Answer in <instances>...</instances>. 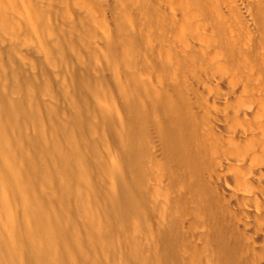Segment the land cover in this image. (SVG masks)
<instances>
[{"label": "rangeland", "instance_id": "obj_1", "mask_svg": "<svg viewBox=\"0 0 264 264\" xmlns=\"http://www.w3.org/2000/svg\"><path fill=\"white\" fill-rule=\"evenodd\" d=\"M0 3L3 11L1 20L8 23L7 27L0 23V120H4L1 114L5 104L21 103L31 112L28 117L21 118L17 125L9 126V134L3 139V145L11 148L18 156L20 166H26L27 158L30 156L37 155L42 158L44 145L51 146L57 155L55 160L43 166L41 176L35 180L37 192L44 191L51 199L52 219L56 225L62 227L59 238L54 240L56 256L61 257V252L65 250V264H166L167 244L163 240L164 231L158 226L161 211L158 201L153 198L156 192L154 183L156 175L161 177L165 168L166 174L163 173V177L168 186L164 185L163 188L166 187L164 190H168L172 203L171 207L168 209L163 207L162 210L166 211V217L170 214L169 220L165 217V220H168L166 225L170 222L169 226L178 229L177 233L180 234L178 244L183 247L180 263L215 264L213 261L219 259V264H253V261L259 264L256 263L259 257L255 252L260 249L261 243L264 244L262 240L264 237L258 238L262 234L259 228L264 229V222L263 226L257 225L258 229L257 226L256 228L253 226L254 229L251 220L244 219L246 227L243 232L247 229L246 235L250 234L252 237V232L255 234L253 237L258 238L257 246L254 243L251 247L252 252V249H245L244 244L238 239L240 231L238 235L236 229L232 231L228 229L226 232L227 227H230L229 217L222 213L225 218L219 216L222 223L219 220L212 223L206 214L204 218L203 213L200 214L199 211L198 198L196 200L197 196L193 195L195 193L190 187L192 184L184 183L180 171L173 170L177 173L173 174L172 170L167 169L168 164L163 163L166 157L162 158L164 147L159 138L154 140L156 143L152 142L153 148L150 143L148 159L152 162L148 161L150 163L143 174L135 167L131 150L133 128L136 126L131 117L132 103L138 99L140 110H144L146 114L150 112L151 104L150 99L148 100L142 92L143 66L138 74V93L134 90L135 76L127 60L129 53L124 52L130 47L127 38L130 34V26L126 22L128 17L121 16L119 11L116 12L109 7L111 10L106 8L104 14L108 19V25L97 27L93 22L87 24L81 0H0ZM252 11L256 27L253 26L262 37L264 10L260 6L259 8L255 6ZM88 29L93 31L95 37L93 41L87 38ZM135 33L138 37L136 46L143 50L142 60L150 63L149 65L145 63L147 67H152L147 69L152 73L146 75H150L148 77L152 79L155 68L160 69V65L163 66L165 62L164 59L163 62L160 60L163 58L162 55L158 56L161 46L158 43L145 42L137 29ZM261 41L264 42V36ZM145 47L152 50L151 54H148L149 48L144 51ZM260 74L262 82L264 70ZM181 77L179 84L171 88L174 95L171 93L170 102L190 109L196 118H202L203 111L196 98L202 86L200 75L190 72L182 74ZM262 86L264 87L263 84ZM153 113L154 109L152 117L155 118ZM78 119L83 125L77 129L73 124ZM182 133L181 131V135ZM39 139L42 145L37 147ZM154 145H157V148ZM73 149L81 150L84 159L80 165L76 163L70 166V172L65 173V164L61 162L59 156L68 154ZM198 153L205 161L207 151L203 149V152L199 150ZM159 164L160 170L157 168ZM0 167L5 175H12L8 166L1 163ZM167 171L173 175L170 177ZM180 186L185 188L182 187L180 190ZM70 187L72 190L68 189ZM186 188H189L190 192ZM125 190H131L138 195L139 210L136 213L130 210H127L128 212L125 210V213L120 208ZM179 197L181 201L174 204L173 201L177 202ZM18 201L21 200H17L21 205L22 201ZM19 204L15 207L18 209L16 215L20 214L18 219L23 221L25 227L29 222V228L23 227L25 229L23 232L20 230L23 229L21 227L23 225L20 224L19 228L21 234L24 233L21 237L26 247L25 251H22L25 256H22L26 260L31 253V256L33 254V257L37 258V243L31 240L29 235L33 215L29 210L30 214H27L25 205L22 204L23 207L22 205L20 207ZM20 216L22 217L19 218ZM25 219L30 221L26 222ZM248 222L251 225L247 224ZM207 223H212L210 224L212 228H209ZM202 224L204 230H201ZM208 229L213 232L210 231L212 235H224L228 247L226 248L228 250L231 248L229 252L233 254L232 257L224 258L227 254L223 257V253L218 249L213 253L206 251L205 246H209L210 243L213 245V239L206 242L204 238ZM103 230L109 234V240L105 243L99 238ZM201 231L206 232L202 234ZM261 247L264 248V245ZM249 251L254 254L251 262L252 254ZM207 254L209 256L213 254L209 261ZM36 258L34 259L37 260ZM25 260L22 262L25 263ZM35 262L32 264H37Z\"/></svg>", "mask_w": 264, "mask_h": 264}, {"label": "bare ground", "instance_id": "obj_2", "mask_svg": "<svg viewBox=\"0 0 264 264\" xmlns=\"http://www.w3.org/2000/svg\"><path fill=\"white\" fill-rule=\"evenodd\" d=\"M81 3L86 13L87 24L93 22L97 27L108 25V19L104 14L106 8L109 7L116 12L119 11L121 16L128 17L126 22L130 26V34L127 38L130 41V47L126 48L124 52L129 53L126 54L129 55L127 60L135 76L134 90L138 93V74L139 69L143 66L142 92L148 100L150 99L151 104L150 112L146 114L144 110H140L138 99L132 103L131 117L136 126L133 128L131 150L138 172L143 174L149 163L152 162L148 159L150 143L159 138L162 142L159 144L164 147V156H162L163 154L161 156L162 158L166 157L164 160L167 159L163 160V163H167L168 168H166L172 172L176 169L178 172L180 171L181 176H178L184 183L192 184L190 187L195 193L193 195L197 196L196 200L198 198L200 214L202 212L203 215H208L207 218H211L212 223L219 220L222 213L229 217L231 219L230 227H227L226 232L228 229H231L230 231L236 229L238 235L240 231L241 235L239 234L238 239L244 244L245 249H252V245L258 241L257 239L264 237L262 228H259L262 234L257 239L253 237L255 234L252 232V237L249 236L250 231L249 235H246L247 229L243 232L246 227L244 219L247 221L250 219L252 227L255 226V228L264 222V87L262 86L264 78L262 82L260 81V77H262L260 73L264 70V42L261 41L264 34L261 37L260 32L254 28L252 9L255 6L258 8L260 6L264 10V0H81ZM109 10L111 9L109 8ZM2 13L0 5V23L7 27L8 23L1 20ZM97 13L98 15H96ZM136 29L145 42L158 43L161 46L158 56L162 55L163 58L160 60L164 59L165 62L163 66L160 63V69L157 67L156 70L154 69L155 73L152 75V79L148 77L150 75H146L152 72L147 71L150 66L147 67L145 63L148 61L142 60L143 50L136 46L138 41ZM86 33L87 38L93 41L95 38L93 31L88 29ZM145 48L144 51L149 47ZM151 52L152 50L149 48L148 54ZM124 58L126 59V56ZM160 60L158 61L160 62ZM158 61L156 60V62ZM150 68L152 69V67ZM190 72H195L201 77L202 86H200V92L196 94V98L203 111L202 118H196L190 109L170 102L172 101L170 100L171 88L179 84L182 74ZM172 94L174 95V93ZM146 97L144 96L145 100ZM152 109H154L153 116L156 120L152 117ZM29 115L31 112L21 103L5 104L2 108L1 118L4 120H0V166L1 163L8 166L12 175H5L0 167V264H32L35 261L37 264H65V250L61 252V257L56 256L57 250H55L54 244L62 227L56 225L52 219L49 195L44 191L43 193L42 191L37 192L35 182L41 176L43 166L56 159V153L53 152L51 146L44 145L42 158L37 155L30 156L27 158V165L20 166L21 162L18 156L11 148H6L3 145V139L9 134V126L17 125L21 118ZM73 125L78 129L83 123L78 119ZM154 142L156 143V141ZM41 145L39 139L36 146L40 147ZM154 147L157 148V145ZM203 149L207 151L205 161L198 153L199 150L203 152ZM59 159L65 164L64 172L68 173L70 166L76 163L80 165L84 158L81 150L73 149L68 154L60 155ZM159 167L160 164L157 167L158 170L161 169ZM164 170L166 171V169H163V173ZM163 173L161 177L156 175L154 182L156 192L153 194V198L158 201L161 211L158 226L160 230L164 231L163 240L167 244L166 264H181L180 257L183 247L178 244L180 234L177 233L178 229L176 231L175 227L169 226L170 222L169 225H166L170 214L166 217V211L162 210L163 207L167 209L169 206L171 207L172 203L169 198L171 196H168L167 193L168 190H164L168 183H165L163 176L166 173ZM175 173L173 172V174ZM171 174L169 173L170 177L173 175ZM164 185H166L165 188H163ZM172 186L174 187L173 183ZM187 186L189 185L187 184ZM182 187L180 186L179 189L182 190ZM68 189L72 190L71 187ZM171 190L173 191L172 188ZM188 191L190 192V189ZM123 198L121 210L124 212L130 210L135 213L139 210L138 195L136 196L131 190H125ZM17 200H21L22 202H18L25 205L27 214L30 212L33 215L29 235L31 240L37 243V258L33 257V254L31 256V253H27L29 257H26V260L23 259L22 251L26 247L21 237V235L24 236V233L21 234V232L25 230L23 228L25 226L23 221L18 219L20 214L16 215L18 209L15 207L19 204ZM180 201L181 197L177 198V202L176 200L173 202L178 204ZM191 209L193 210V207ZM117 211L118 209H116ZM119 212H121L120 209ZM206 215L203 217L205 218ZM222 218L224 217L222 216ZM219 221L222 223L221 220ZM251 223L247 224L251 225ZM20 224L23 225L21 226L23 229L20 228ZM210 224L207 223V226L212 228ZM203 226L202 224V228L200 225L198 227L202 230ZM216 226L218 227V225ZM19 228L22 230L21 232ZM210 231L208 229L207 234L206 231L204 232L206 242L213 239V245L210 243L209 246H205L206 251L213 253L215 249H218L223 253V257L227 254L224 258L232 257L233 254L229 252L231 248L227 249L224 235L217 234L215 236ZM27 233L26 229L25 234ZM201 233L204 234L203 231ZM99 238L104 243L107 242L109 240L108 232L101 231ZM257 244L255 245L257 246ZM31 245L33 246V243ZM262 245L264 244L261 243ZM261 246L255 252L258 254L256 255L259 260H254L256 263L264 264V248ZM251 254L250 262L254 255ZM207 255V261H209L213 254ZM216 256L218 257V252ZM22 260H25V263ZM218 262L219 259L213 261L215 264L220 263ZM253 264H255L254 261Z\"/></svg>", "mask_w": 264, "mask_h": 264}]
</instances>
